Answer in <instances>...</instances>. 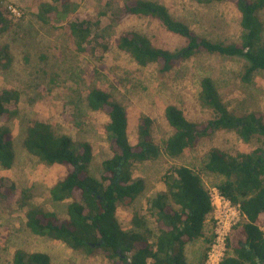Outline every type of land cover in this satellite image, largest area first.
I'll return each mask as SVG.
<instances>
[{
	"label": "rangeland",
	"instance_id": "1",
	"mask_svg": "<svg viewBox=\"0 0 264 264\" xmlns=\"http://www.w3.org/2000/svg\"><path fill=\"white\" fill-rule=\"evenodd\" d=\"M47 0H2L10 11L12 28L0 34V47L7 46V58L0 64V90L14 88L20 91L18 115L9 122L12 132L13 166L5 170L0 166V183L30 191L32 202L59 218L67 217V204L54 202L51 187L67 174L62 165L48 166L23 146L27 127L32 120L50 123L57 135H66L75 143L88 142L93 148L89 172L96 178L102 174V163L111 158L113 151L105 131L108 116L93 111L87 104V95L97 87L125 106L129 117V139L137 143L138 123L141 116L150 117L153 140L159 146L173 133L164 112L175 105L183 110L186 118L199 125L216 118L199 101L200 83L211 77L216 90L228 109L236 116L254 113L264 123V71H257L251 82H244L245 60L199 53L181 61L168 72L163 65L153 63L140 67L133 58L120 51L113 40L124 31H134L148 37L155 46L178 52L187 46L181 36L168 31L161 22L148 17L124 16L125 4L134 0H72L71 13L58 14L50 24L37 18L38 5ZM166 6L171 16L187 24L199 38L215 43L232 44L241 39V13L235 2L227 0L212 4H199L194 0H151ZM100 18L95 46L86 53L77 50L69 29L74 15ZM264 27V9L259 12ZM264 41V30L262 35ZM263 139L255 137L246 143L233 130L210 131L201 137L198 146L182 156L169 158L162 154L156 160L135 162L134 178L144 180L143 193L129 206H121L117 217L124 230L133 229L132 217L138 213L146 220L147 228L154 232L152 241L159 234L155 218L149 212V201L166 192L164 175L173 166H188L200 173L211 195L223 176L204 170L205 155L212 147L234 155L248 153L262 145ZM228 210V209H227ZM26 208L0 201V264H13L17 250L28 253L42 252L52 264H112L105 253L87 254L69 248L61 241L34 235L27 226ZM238 214V213H237ZM242 220L241 214L229 216L225 210L215 208L207 219L204 236L186 246L189 264H201L206 250V238L216 235L206 264H219L225 256L227 239L236 244L232 227ZM264 228V227H263ZM231 252V249L228 250Z\"/></svg>",
	"mask_w": 264,
	"mask_h": 264
},
{
	"label": "trees",
	"instance_id": "2",
	"mask_svg": "<svg viewBox=\"0 0 264 264\" xmlns=\"http://www.w3.org/2000/svg\"><path fill=\"white\" fill-rule=\"evenodd\" d=\"M199 4H212L227 0H194ZM241 13V39L237 43H215L199 38L190 27L174 19L168 8L151 0H134L125 4L120 18L124 16L156 19L170 32L187 41L178 52L155 46L145 35L124 31L113 40L122 52L130 55L140 66L162 64L168 72L195 54L208 53L245 60L244 82H251L253 75L264 71L263 23L259 12L264 0H231ZM72 0H47L38 5L37 18L50 24L58 14L71 13ZM103 13L74 15L69 29L77 50L86 53L94 47L103 46L97 41ZM10 11L0 0V34L9 31L13 22ZM95 44V46L93 45ZM7 46L0 47V64L7 58ZM199 101L204 108L216 114L215 119L203 125L186 118L182 109L175 105L166 107L164 117L172 129V135L156 144L152 136L154 121L141 116L138 123L137 143L129 139V117L125 106L111 95L93 88L87 95V104L93 111L105 112V125L113 154L102 163V174L96 178L89 172L93 160V148L88 142L75 143L66 135H57L53 126L42 120L30 121L24 148L42 163L62 165L67 174L50 190L54 202L67 204V217L34 204L28 189L9 187L0 183V201L26 208L27 226L40 237L61 241L69 248L87 254L105 253L112 264H189L186 259L187 244L204 236L207 219L214 213L210 191L197 171L188 166H173L164 175L166 192L149 201V212L155 218L159 234L152 241L154 232L147 228L146 220L138 213L132 217L133 229L124 230L117 217L121 206L131 205L144 191L145 183L134 178L135 162L156 160L162 154L169 158L182 156L195 149L201 137L210 131L233 130L246 143L255 137L263 139L262 145L248 153L231 155L218 147H212L205 155V171L224 177L216 185L219 193L239 208L242 220L232 227L236 244L227 239L225 256L219 264H264V123L254 113L234 115L223 102L211 77L200 83ZM20 91L14 88L0 90V166L9 170L13 166L12 132L9 122L18 115ZM216 235L206 238V250L201 264H206L212 242ZM231 249V252L228 250ZM13 264H52L48 254L28 253L17 250Z\"/></svg>",
	"mask_w": 264,
	"mask_h": 264
},
{
	"label": "built area",
	"instance_id": "3",
	"mask_svg": "<svg viewBox=\"0 0 264 264\" xmlns=\"http://www.w3.org/2000/svg\"><path fill=\"white\" fill-rule=\"evenodd\" d=\"M216 190V194L215 195H211L212 198V203L214 208H223L226 212V214L229 216V214L231 216H237L239 214V208L232 205V203L226 199L225 197H223L219 191L217 190V188L215 187ZM211 194V193H210ZM228 209V210H227ZM215 211V210H214ZM238 213V214H237ZM264 231V228H263Z\"/></svg>",
	"mask_w": 264,
	"mask_h": 264
}]
</instances>
